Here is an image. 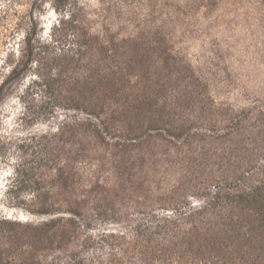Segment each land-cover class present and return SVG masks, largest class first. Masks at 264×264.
I'll return each mask as SVG.
<instances>
[{
  "label": "trees",
  "instance_id": "1",
  "mask_svg": "<svg viewBox=\"0 0 264 264\" xmlns=\"http://www.w3.org/2000/svg\"><path fill=\"white\" fill-rule=\"evenodd\" d=\"M169 13L126 34L71 18L5 52L0 93L32 122L75 114L14 166L33 217H0V264H264V98L216 97Z\"/></svg>",
  "mask_w": 264,
  "mask_h": 264
},
{
  "label": "rangeland",
  "instance_id": "2",
  "mask_svg": "<svg viewBox=\"0 0 264 264\" xmlns=\"http://www.w3.org/2000/svg\"><path fill=\"white\" fill-rule=\"evenodd\" d=\"M257 1L223 0L207 10L195 8L188 3L191 0H0V79L5 52L17 49L23 34L47 39L71 18L92 31L126 34L157 23L165 2L167 18L175 20L171 30L175 48L196 67L215 73L220 80L211 87L216 97L235 99L250 93L263 99L264 8ZM19 93L14 88L0 93V217L25 221L33 217L27 209L32 190L24 182L15 190L13 168L20 159L31 158L27 147L34 136L55 131L66 115L75 112L57 110L46 120L32 122ZM44 170L42 166L40 171ZM119 227L115 223L101 226Z\"/></svg>",
  "mask_w": 264,
  "mask_h": 264
}]
</instances>
